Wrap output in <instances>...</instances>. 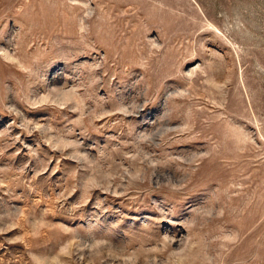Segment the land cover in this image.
Returning a JSON list of instances; mask_svg holds the SVG:
<instances>
[{
    "label": "rangeland",
    "instance_id": "obj_1",
    "mask_svg": "<svg viewBox=\"0 0 264 264\" xmlns=\"http://www.w3.org/2000/svg\"><path fill=\"white\" fill-rule=\"evenodd\" d=\"M0 264H264V0H0Z\"/></svg>",
    "mask_w": 264,
    "mask_h": 264
}]
</instances>
